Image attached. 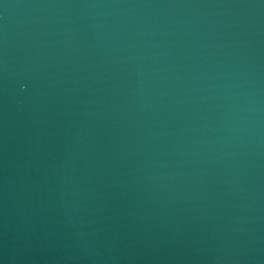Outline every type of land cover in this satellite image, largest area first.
I'll return each mask as SVG.
<instances>
[{"label":"water","instance_id":"1","mask_svg":"<svg viewBox=\"0 0 264 264\" xmlns=\"http://www.w3.org/2000/svg\"><path fill=\"white\" fill-rule=\"evenodd\" d=\"M0 264H264V0H0Z\"/></svg>","mask_w":264,"mask_h":264}]
</instances>
